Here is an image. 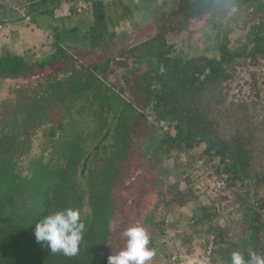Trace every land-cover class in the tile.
I'll list each match as a JSON object with an SVG mask.
<instances>
[{
  "label": "trees",
  "instance_id": "obj_1",
  "mask_svg": "<svg viewBox=\"0 0 264 264\" xmlns=\"http://www.w3.org/2000/svg\"><path fill=\"white\" fill-rule=\"evenodd\" d=\"M45 1L27 0L26 16L33 11L48 12ZM85 1L92 16L88 38L93 46L116 36L114 15L122 19L132 13L130 6L124 7V14L118 13L121 0ZM233 4V0H177L173 22L163 21L158 33L125 49L135 50L138 72L145 66L135 82L144 95L141 109L136 110L143 115L147 109L153 116L155 123L145 117L148 128L160 124L166 127L159 140L160 156L154 163L160 164L163 158L174 160L181 153L195 157L193 164L199 161L204 179L214 189V195L191 214L181 229L172 213L200 197L190 176L186 178L187 187L180 188V182L171 178L165 191L153 196L141 221L149 235V247L161 259L170 260L182 247L186 255L206 256L209 264H231L233 251H240L248 264L250 252L264 259V82L263 86L257 83L255 70L264 65V20L250 25L245 41L237 46H232L227 37L231 29L222 28V42L215 44L210 55L184 56L166 40L167 32H187L192 20L206 14L211 16L207 20L217 19L221 10L230 14ZM16 15L15 21L21 14ZM7 23L0 20V24ZM55 44L54 52L39 60L24 54L1 55L0 86L5 80L42 73L55 66L64 49L58 35ZM251 66L255 68L249 69ZM243 68H248L250 82L240 75ZM239 79L244 82L239 84ZM100 126L112 130V149L105 159L95 147L70 139L66 142L69 152L63 154L66 166L61 168L54 162L55 168L48 167L47 171L40 168L41 164L35 166L40 172L28 173V187L12 173L9 180L0 171V264H107V256L115 254L116 227L111 215L119 204L117 184L131 142L119 121ZM1 134L3 143L6 131ZM104 141H98V147L102 148ZM8 149H1L0 166ZM218 182L223 184L219 188ZM224 189L228 194L222 192ZM85 200L88 210L82 213ZM65 208L78 209L86 225L74 256L50 252L36 243L33 235L39 219Z\"/></svg>",
  "mask_w": 264,
  "mask_h": 264
},
{
  "label": "rangeland",
  "instance_id": "obj_2",
  "mask_svg": "<svg viewBox=\"0 0 264 264\" xmlns=\"http://www.w3.org/2000/svg\"><path fill=\"white\" fill-rule=\"evenodd\" d=\"M176 2L121 0L117 5L118 13L124 14L126 6L132 8V13L124 15L122 19L114 15L112 27L116 36L112 41L99 46L90 44L88 38L92 16L83 7H88V3L82 2L80 6L77 0L69 1L60 10L61 13L56 10L51 20L50 16L49 20L44 16L42 23L48 20L51 29L46 30V25L38 26L34 20L29 21L22 10L23 29L16 27L19 35L8 37L13 30L10 23L4 24L0 30L3 35L0 37V56L8 53L24 54L28 59L35 60L47 57V54L55 50V39L51 38L53 32L65 43L60 55L62 57L55 66L42 73L26 74L1 83L0 135L6 131L4 136L7 137L3 143L0 141V152L5 147L9 148L0 166L3 176L10 180L12 173L28 187L29 172L31 175L39 173L42 167H45V171L48 167L54 169V162H58L61 168L66 166L63 154L65 152L67 156L69 152L66 146L68 140L82 141L86 147H95L105 159L109 149H112L109 147L112 130L106 126L102 129L100 125L119 121L121 130L127 132V141L131 145L126 151L127 160L117 184L119 204H116L111 215L116 227L113 235L115 253L124 246V229L133 225L144 228L141 221L144 211L153 196H160L159 191H165L171 178L180 182V188L187 187L186 178H191L193 186L200 193L197 201L172 213L177 217L179 229L186 226L191 214L214 195L210 181L204 179L198 167L201 166L199 161L193 164L195 157L181 153L174 160L163 158L160 164L154 163L160 156L159 140L166 127L160 124L155 125V129L148 128L145 117L148 122L155 123L153 116L147 109L143 110V115L138 113L137 110L144 103V95L135 82L145 66L140 67L138 72L135 68L138 63L135 50L125 51L158 33L163 21L173 22L177 18L173 14ZM233 3L230 14L221 10L216 15L217 19H211L213 22L207 20L211 16L206 14L201 19L192 20L187 32H167V42L173 44L174 50L184 56L201 53L210 55L214 53L215 44L222 42L221 31L226 27L231 29L227 37L232 46L240 45L245 41L250 25L257 20H264V0H233ZM77 5L80 6V12L75 11ZM164 11L166 14L163 16ZM4 15L5 12L1 11L0 17ZM71 27L75 30H70ZM70 41H77V44L66 45ZM119 52L120 55H117ZM254 68L251 66L249 69ZM247 69L243 68L240 75L250 82ZM255 70L258 73L257 83L263 86L264 65ZM238 82L242 84L244 81L239 79ZM244 87L248 90L249 86L244 84ZM101 139H105L102 148L97 144ZM186 162L190 163L186 166ZM38 165L40 168L36 170L35 166ZM8 183L12 185L10 181ZM222 192L228 194L225 189ZM87 202L85 200L82 213L88 210ZM117 220L121 222L117 223ZM179 250L174 251L170 260L154 255L146 264H209L206 256L186 255L183 247Z\"/></svg>",
  "mask_w": 264,
  "mask_h": 264
},
{
  "label": "clouds",
  "instance_id": "obj_3",
  "mask_svg": "<svg viewBox=\"0 0 264 264\" xmlns=\"http://www.w3.org/2000/svg\"><path fill=\"white\" fill-rule=\"evenodd\" d=\"M86 225L78 209L57 210L39 219L33 228L36 243L43 244L52 253L74 256L84 239ZM124 246L115 254L107 256V264H146L155 255L149 247L147 231L139 225L129 226L123 231ZM251 264H264V259L249 253ZM231 264H248L240 251L231 253Z\"/></svg>",
  "mask_w": 264,
  "mask_h": 264
},
{
  "label": "crops",
  "instance_id": "obj_4",
  "mask_svg": "<svg viewBox=\"0 0 264 264\" xmlns=\"http://www.w3.org/2000/svg\"><path fill=\"white\" fill-rule=\"evenodd\" d=\"M69 1H71V0H47L44 3V7H45V10H49V11L48 12L47 11H45V12L33 11L32 13H30V17L28 15V19L30 18L29 21H31V20L36 21L38 26L46 25L47 26L45 28L46 30L51 29L49 27V25H50V22L48 21L49 18H50V20H51V18H54L55 15H53V14H55V11L56 10L60 11V10L64 9V7L66 5H68ZM77 1H79L81 3V4H79L80 6L83 4H86L85 2H87V1H82V0H77ZM26 2H27V0H24L23 2H21L20 0L18 2L16 0H0V4H1L0 5V13H1V11L5 12V15L0 17V20H4L5 22H10V24H12L13 30L11 31L10 36H8V37L14 38V35L15 36L19 35V30H17V29H23L24 25L22 24L23 19H21V16H22L21 13H22V10L25 11V9H26V6H25ZM82 2H83V4H82ZM79 5H77L78 7L76 6L77 11H78V8L80 7ZM14 12H15V14H12ZM78 12H80V11H78ZM18 13H19V16H20V14H21V16L19 17V20L15 21L16 17H18L16 14H18ZM60 13H61V11H60ZM45 15L47 18L49 16L50 17L48 18V20H46L47 22L43 24L42 19H45L44 18ZM16 27H18V28L16 29ZM69 29L73 30L74 27H71ZM1 36H3V35H1V33H0V37ZM51 38L53 40L56 39V33L53 32L51 34ZM64 44L65 43H63L62 45L65 46ZM72 44H74V45L77 44V41L76 42H74V41L66 42V45L70 46ZM52 52H54V50H52L49 54H51ZM49 54H47V55H49Z\"/></svg>",
  "mask_w": 264,
  "mask_h": 264
},
{
  "label": "built area",
  "instance_id": "obj_5",
  "mask_svg": "<svg viewBox=\"0 0 264 264\" xmlns=\"http://www.w3.org/2000/svg\"><path fill=\"white\" fill-rule=\"evenodd\" d=\"M85 9L84 10H87L88 9V7H86V6H83ZM78 11H80V10H78ZM3 25L4 24H0V30L3 28ZM7 25H9V24H7ZM8 28H10L9 26H8ZM223 184H222V182H218L217 183V187L219 188V187H221Z\"/></svg>",
  "mask_w": 264,
  "mask_h": 264
},
{
  "label": "water",
  "instance_id": "obj_6",
  "mask_svg": "<svg viewBox=\"0 0 264 264\" xmlns=\"http://www.w3.org/2000/svg\"><path fill=\"white\" fill-rule=\"evenodd\" d=\"M84 166H85V164H84Z\"/></svg>",
  "mask_w": 264,
  "mask_h": 264
}]
</instances>
